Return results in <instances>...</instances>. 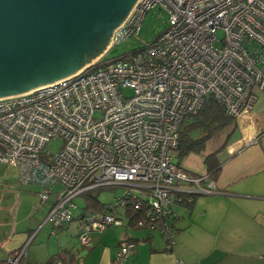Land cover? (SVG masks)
Masks as SVG:
<instances>
[{
	"label": "built area",
	"instance_id": "2783aa9c",
	"mask_svg": "<svg viewBox=\"0 0 264 264\" xmlns=\"http://www.w3.org/2000/svg\"><path fill=\"white\" fill-rule=\"evenodd\" d=\"M157 6L169 13L168 29L106 58ZM109 49L70 76L0 98V163L16 167L21 183L38 185L42 202L53 197L45 219L52 233L72 221L77 196L119 184L127 187L123 196L81 218L80 244L89 248L92 233L121 225L122 209L171 249L175 200L217 190L215 177L190 175L173 161L182 123L209 95L234 118L264 95V0H138ZM56 139L61 149L50 154ZM32 239L0 264H22ZM135 245L122 241L113 264H124ZM71 260L55 264L83 263Z\"/></svg>",
	"mask_w": 264,
	"mask_h": 264
},
{
	"label": "crops",
	"instance_id": "0c3cea01",
	"mask_svg": "<svg viewBox=\"0 0 264 264\" xmlns=\"http://www.w3.org/2000/svg\"><path fill=\"white\" fill-rule=\"evenodd\" d=\"M235 123V131L219 153L222 166L216 177L217 190L193 193L194 196L183 193L185 199L172 204L171 220L177 233L171 249H167L158 230L136 226L122 209L119 213L121 225L92 233L89 248L83 247L77 237L81 229L79 216L83 211L74 214L72 221L58 230L52 242L47 240L44 261L27 253L22 264H55L61 256L68 261L82 256V264H113L124 240L136 244L124 264H174L177 260L187 264H264V95L259 94L252 111L235 118ZM1 182L7 183L5 178ZM8 184L18 189L20 185H27L14 181ZM28 185L33 187L19 190L13 218H0V227L11 223L12 230L19 232L23 243L6 252L0 248V259L14 254L31 237L32 243L45 225L50 227L45 219L53 197L48 203L42 202L41 188ZM26 192L30 194L25 196ZM10 240L7 238L4 242L0 237V245L5 246Z\"/></svg>",
	"mask_w": 264,
	"mask_h": 264
},
{
	"label": "water",
	"instance_id": "95a60500",
	"mask_svg": "<svg viewBox=\"0 0 264 264\" xmlns=\"http://www.w3.org/2000/svg\"><path fill=\"white\" fill-rule=\"evenodd\" d=\"M138 0H0V98L70 76L105 53Z\"/></svg>",
	"mask_w": 264,
	"mask_h": 264
},
{
	"label": "rangeland",
	"instance_id": "374dc122",
	"mask_svg": "<svg viewBox=\"0 0 264 264\" xmlns=\"http://www.w3.org/2000/svg\"><path fill=\"white\" fill-rule=\"evenodd\" d=\"M169 13L163 7L157 6L150 10L143 18L140 27L137 33H134L127 38H125L120 43L115 44L111 47L108 52L105 54L106 58H113L124 55L132 50L141 48L148 43H151L155 40L158 34L163 33L169 27ZM129 92V91H127ZM230 130L226 128L214 134V136L208 141L206 145V149L201 152H189L183 158H179L176 151L173 154V161L175 163H179L181 168L185 170L190 175H199L204 174L206 172V165L204 162L205 155L211 152L218 150L225 140V138L231 133H228ZM231 135V134H230ZM62 146V140L56 139L52 140L47 144V150L50 154H57ZM2 178H5L7 183L1 182ZM8 181H14L15 183H19V171L14 166H7L0 163V218L4 219L6 217L13 218L12 214L14 212L15 207L18 205V198L21 189H25V186H28L27 189L33 187L31 185H20L18 189L16 186H11L8 184ZM101 189V190H100ZM99 190L95 189L94 192H98L99 199L105 203H111L116 201L118 197L124 195L127 190V187L124 185H110L104 186ZM18 191V192H17ZM30 193L26 192L24 195L28 196ZM52 198V197H51ZM39 199H37L35 205ZM48 203V201L46 202ZM75 203L77 204V208L74 210V214L78 215L82 213L85 209V199L84 196L79 195L75 198ZM47 204H45L42 209L38 213L39 216L43 214ZM37 211V210H36ZM38 225V224H37ZM34 225V226H37ZM34 228V227H33ZM25 234V233H24ZM56 234L52 233L51 227L45 225L39 232L37 233L34 241L31 243L28 254L30 256H36L37 259L42 261L46 258V243L47 240L50 239V242L54 239ZM0 237L4 239V242L7 241V238H10L7 245H0L2 252H6L8 248H14L16 246H20L23 243V240L20 239V234L18 231L12 230V224L1 226L0 227Z\"/></svg>",
	"mask_w": 264,
	"mask_h": 264
},
{
	"label": "trees",
	"instance_id": "16d2710c",
	"mask_svg": "<svg viewBox=\"0 0 264 264\" xmlns=\"http://www.w3.org/2000/svg\"><path fill=\"white\" fill-rule=\"evenodd\" d=\"M228 127L232 128L231 133L229 132L232 135L236 128L235 118L227 115L224 108L213 96H207L201 109L196 114L186 116L182 123L179 144L175 150L178 157L181 159L189 152H203L214 134ZM230 134L225 138L223 145L218 150L205 155L206 172L204 174L215 178L219 175L222 166L219 153L231 138ZM176 164L181 167L179 163ZM204 174H199V176ZM95 189L99 190L100 188L90 189L81 194L85 199V212L79 218H82L87 212L103 211L107 208L109 203H104L99 199L98 193L101 189L98 192H94ZM123 211L132 220L133 216L129 214L128 210Z\"/></svg>",
	"mask_w": 264,
	"mask_h": 264
}]
</instances>
